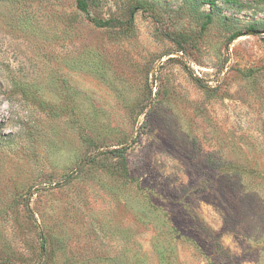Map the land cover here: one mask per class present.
Returning <instances> with one entry per match:
<instances>
[{
  "label": "rangeland",
  "instance_id": "obj_1",
  "mask_svg": "<svg viewBox=\"0 0 264 264\" xmlns=\"http://www.w3.org/2000/svg\"><path fill=\"white\" fill-rule=\"evenodd\" d=\"M251 26L264 0H0V264H264Z\"/></svg>",
  "mask_w": 264,
  "mask_h": 264
},
{
  "label": "trees",
  "instance_id": "obj_2",
  "mask_svg": "<svg viewBox=\"0 0 264 264\" xmlns=\"http://www.w3.org/2000/svg\"><path fill=\"white\" fill-rule=\"evenodd\" d=\"M77 3H78V7L81 9V10H83V11H85V12H87L88 11V6H89V0H77ZM205 3H208V4H210L211 6H214L215 5V3H216V0H205ZM94 20V22H95V24L96 25H98V26H113L114 25V23H113V19H107V20H103V19H101V18H94L93 19ZM210 20H211V15H207V20L205 21V23L204 24H207L208 22H210ZM250 29H256L254 26H251L250 27ZM249 29V30H250ZM239 31H235L234 33H233V38H235L236 37V35H237V33H238ZM126 150H127V148L126 147H116V148H114V149H112L110 152L115 156V157H119L120 159H122V164L124 165V166H126V161H127V159H126ZM234 175H230V176H228V179H227V181H228V184L232 187V189L234 190V194L235 195H237L238 196V188H237V176L238 177H240V175L239 174H237L236 173V175L233 177ZM231 189V194L232 195H234L233 194V190ZM260 195V193H258L256 190H254V189H252V190H250L249 191V193H248V196L250 197V199L251 198H255L256 196H259ZM238 214H239V212H238ZM261 223H262V229H261V231H259L257 234L259 235V234H264V227H263V225H264V216L262 217V221H261ZM176 258L174 257V255L173 254H171L170 255V258H169V260H168V264H176Z\"/></svg>",
  "mask_w": 264,
  "mask_h": 264
},
{
  "label": "water",
  "instance_id": "obj_3",
  "mask_svg": "<svg viewBox=\"0 0 264 264\" xmlns=\"http://www.w3.org/2000/svg\"><path fill=\"white\" fill-rule=\"evenodd\" d=\"M264 31L262 30H257V29H250L247 32L243 33V34H258V33H262Z\"/></svg>",
  "mask_w": 264,
  "mask_h": 264
}]
</instances>
